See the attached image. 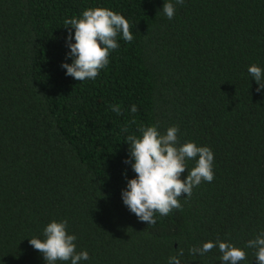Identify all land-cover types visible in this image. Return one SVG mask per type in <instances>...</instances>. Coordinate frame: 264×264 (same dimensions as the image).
<instances>
[{
    "label": "trees",
    "instance_id": "1",
    "mask_svg": "<svg viewBox=\"0 0 264 264\" xmlns=\"http://www.w3.org/2000/svg\"><path fill=\"white\" fill-rule=\"evenodd\" d=\"M94 7L122 13L134 39L118 36L108 66L80 82L61 68L72 63L64 21ZM162 7L0 0V264H45L28 239L54 219L89 252L83 264H167L178 249L181 264H222L216 248L188 249L217 238L244 247L264 230V93L247 72L264 67V0H184L171 20ZM153 124L210 147L214 179L149 225L121 191L135 176L126 138ZM245 250L241 264H256Z\"/></svg>",
    "mask_w": 264,
    "mask_h": 264
},
{
    "label": "clouds",
    "instance_id": "2",
    "mask_svg": "<svg viewBox=\"0 0 264 264\" xmlns=\"http://www.w3.org/2000/svg\"><path fill=\"white\" fill-rule=\"evenodd\" d=\"M184 0H163L162 13L173 19L176 5ZM68 34L65 47L70 49L65 56L62 69L66 76L84 82L95 80L100 71L110 63L109 55L119 48L117 37L131 42L134 37L130 31V22L122 13L105 7L85 9L79 17L66 18L64 21ZM74 30V31H73ZM74 41V42H73ZM251 82L255 81L257 92L264 93V67L251 64L247 68ZM111 111L121 114L119 105H111ZM131 113L138 111L136 105L130 106ZM126 131V129H125ZM139 135H128V156L124 160L135 173L134 178L126 179V188L121 191L123 204L141 221L149 225L157 223L156 215L167 216L173 209L182 207L180 199L191 197L194 187L214 179V152L210 147L199 146L194 141L180 143L179 128L169 127L166 133L159 131L158 125L140 126ZM194 161L189 169L188 161ZM187 176L182 179V174ZM43 238H30L29 244L42 255L45 264H83L90 260L87 250L77 251V236L69 234L68 221L52 220L42 233ZM216 248L221 254L217 259L222 264H241L247 258L245 249L254 250L256 264H264V230L244 247L221 240H209L199 247L188 249L190 256L204 257ZM183 249L168 257L167 264H181Z\"/></svg>",
    "mask_w": 264,
    "mask_h": 264
}]
</instances>
